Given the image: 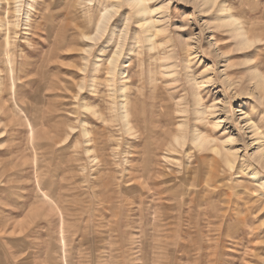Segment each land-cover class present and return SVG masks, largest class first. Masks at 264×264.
Returning a JSON list of instances; mask_svg holds the SVG:
<instances>
[{
	"label": "rangeland",
	"instance_id": "rangeland-1",
	"mask_svg": "<svg viewBox=\"0 0 264 264\" xmlns=\"http://www.w3.org/2000/svg\"><path fill=\"white\" fill-rule=\"evenodd\" d=\"M146 1L0 0V264H264V0Z\"/></svg>",
	"mask_w": 264,
	"mask_h": 264
},
{
	"label": "bare ground",
	"instance_id": "bare-ground-1",
	"mask_svg": "<svg viewBox=\"0 0 264 264\" xmlns=\"http://www.w3.org/2000/svg\"><path fill=\"white\" fill-rule=\"evenodd\" d=\"M127 1H128V4L132 7V9H134L133 11H135L136 16L140 18V22L143 24V26L149 25V27H152L153 21L149 18V15L152 13V11L148 7V5H147L148 4L147 3L148 1H146V0H127ZM206 1H207V4L208 3H211V2L213 4H215V2H217L218 0H206ZM21 3H22V0H13V4H14L13 14L16 17H20V14L22 12V4ZM118 8H119V4L113 3V4H111L110 6H108L107 8L104 9V12L101 15V18L99 20L98 28H97V32H96V35L95 36H99V34L101 32H103V31H105L107 29V26L113 20V18L115 17V14L118 12L117 11ZM227 10L228 9H226L224 6H221L220 7V11L223 12V14L225 15V17H223L222 21H225L226 23H229L231 25H234L236 23V19L232 15H228L227 14ZM26 19H27L26 22L28 24H30L31 17H30L29 14L27 15V18ZM14 25L15 26H18V24H14ZM28 26H30V25H28ZM234 32L237 35L236 37H240V38L242 37L241 40H242V43H244V45H246L247 43H249L248 42L249 39H247L246 36L243 34L244 31H242L241 29L237 28V29L234 30ZM118 61H119V53L118 52H115L114 55L112 56L111 60H110V67H111L109 69L110 70L109 71L110 74H114L115 73L116 67H117V64H118ZM125 118H128V113L127 112H126ZM197 136H198V134H197ZM195 138L197 139V140L195 139L197 143H198V141L201 142V138L202 137H199L198 136V137H195ZM261 152L264 153V148L262 149ZM258 160L261 161L262 158L259 157ZM227 164L230 167H233V161H231L230 159H227ZM261 164H263V163H261ZM252 173H253L254 178L257 179L258 178L257 171H254ZM259 182L264 186V178L263 179L262 178H259Z\"/></svg>",
	"mask_w": 264,
	"mask_h": 264
}]
</instances>
